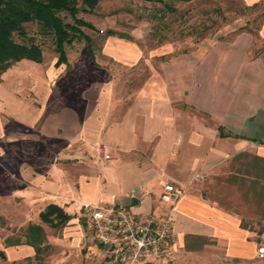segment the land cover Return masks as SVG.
I'll use <instances>...</instances> for the list:
<instances>
[{"label": "crops", "instance_id": "0c3cea01", "mask_svg": "<svg viewBox=\"0 0 264 264\" xmlns=\"http://www.w3.org/2000/svg\"><path fill=\"white\" fill-rule=\"evenodd\" d=\"M243 2L253 6L263 0ZM259 26L256 34L208 41L207 48L187 53L176 54L170 45L173 55L160 60L138 89L121 79L117 85L113 74L72 97L58 96V58L30 81L23 74V83H1L0 129L13 119L53 141L47 146L53 161L22 165L29 182L24 196L41 205L60 204L72 218L75 213L82 238V203H118L144 218L158 214L164 185L172 182L186 190L172 212L174 248L187 234L218 237L215 259L259 264L252 229L242 227L237 212L203 194L213 175L238 156L255 153L264 162V19ZM120 38L108 39L105 53L121 69L166 54V47L146 51ZM24 61L43 62L13 65ZM29 90L36 97L28 98ZM99 143L109 146L111 159L96 156ZM262 224L258 239L264 245V217Z\"/></svg>", "mask_w": 264, "mask_h": 264}, {"label": "rangeland", "instance_id": "374dc122", "mask_svg": "<svg viewBox=\"0 0 264 264\" xmlns=\"http://www.w3.org/2000/svg\"><path fill=\"white\" fill-rule=\"evenodd\" d=\"M175 9L168 11L164 3L156 1L101 0L91 12H84L81 7L76 16L61 12V19L69 24L67 32L72 40L63 44L67 63L56 70L57 95L72 97L97 80H110L113 74L117 76H113L116 81L119 78L117 85L122 86V80L138 89L152 78L160 60L173 55L170 45H175L176 54L207 48L208 41H228L239 33L256 34L264 19V0L255 6H247L243 0H192L176 3ZM25 29L43 49V62L38 65L27 61L16 63L0 76V84L23 83V74L25 82L30 81L33 74L45 72L59 56L54 31L43 28L39 22L26 23ZM108 30L117 34L109 36ZM85 35L90 39V49ZM110 38L132 41L146 51L166 47V54L151 59L145 56L134 67L121 69L105 53ZM16 39L21 40V37L16 35ZM29 92L28 98L36 97ZM5 121L8 122L4 129H0V264H98L93 251L79 244L82 238L75 213L67 225L56 229L44 224L39 217L49 202L37 204L22 192L29 185L22 175V165L34 163L37 168L38 161H53V154L47 150L52 139L38 134L28 123ZM224 169L213 175L203 194L222 208L237 212L242 227L251 228L252 238L258 240L257 246L262 245L258 237L264 217V162L255 153L240 155ZM168 208L160 204L158 213ZM31 223L41 224L46 233L40 255L26 243ZM180 242L170 257L162 256L145 264H253L239 259H215L217 255L212 252H218L221 245L218 237L187 234ZM257 259H263L259 264H264V258Z\"/></svg>", "mask_w": 264, "mask_h": 264}, {"label": "built area", "instance_id": "2783aa9c", "mask_svg": "<svg viewBox=\"0 0 264 264\" xmlns=\"http://www.w3.org/2000/svg\"><path fill=\"white\" fill-rule=\"evenodd\" d=\"M95 150L98 157L111 159L107 144L99 143ZM183 193L184 189L174 183L165 184L160 200L169 206L168 210L144 218L118 203H82V246L96 250L98 264H145L170 257L176 243L172 211ZM256 253L258 258H264V245H259Z\"/></svg>", "mask_w": 264, "mask_h": 264}, {"label": "trees", "instance_id": "16d2710c", "mask_svg": "<svg viewBox=\"0 0 264 264\" xmlns=\"http://www.w3.org/2000/svg\"><path fill=\"white\" fill-rule=\"evenodd\" d=\"M101 0H0V75L7 71L15 62L28 59L36 63L43 60V49L35 39L28 35L25 29L26 23L39 22L43 28L54 31L56 34V51L59 54L57 63L66 62V52L63 44L71 41L67 32L69 24L64 23L60 17L61 12H68L76 16L80 7L84 12H91L98 7ZM164 3L168 11H176L175 4L192 0H146ZM255 6V5H253ZM83 22V21H82ZM117 34L108 30V35ZM16 35L21 40L16 39ZM89 47L90 39L84 36ZM90 49V47H89ZM226 134L221 133V136ZM45 224L59 229L67 225L73 218L63 206L56 203H48L39 214ZM27 244L36 248L37 255L42 253V245L45 242L46 233L41 224L31 223L28 226ZM2 256L5 255L1 252Z\"/></svg>", "mask_w": 264, "mask_h": 264}]
</instances>
